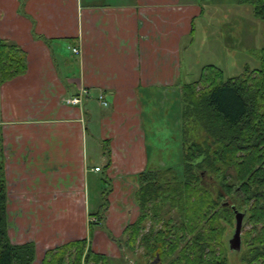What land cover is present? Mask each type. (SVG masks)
Here are the masks:
<instances>
[{
	"label": "crops",
	"instance_id": "obj_1",
	"mask_svg": "<svg viewBox=\"0 0 264 264\" xmlns=\"http://www.w3.org/2000/svg\"><path fill=\"white\" fill-rule=\"evenodd\" d=\"M196 2L0 0V40L18 44L28 58L25 75L0 84V140L9 203L13 192L26 193L27 209L36 211L34 224L27 225V243L36 244L37 259L56 246L89 239L87 222L80 229L57 223L50 231L37 210L70 209L73 217L79 208L87 214L89 177L99 168L91 165V156L98 144L104 159L105 141L111 152L112 166L105 170L110 195L119 184L113 175L136 178L149 167L145 112L150 105L156 115L148 123L161 120L167 103L168 111L182 112L187 84L181 55L206 14ZM82 90L91 95L82 106L66 103ZM100 94L111 100L107 108L113 111L99 113L97 106L106 108Z\"/></svg>",
	"mask_w": 264,
	"mask_h": 264
},
{
	"label": "trees",
	"instance_id": "obj_2",
	"mask_svg": "<svg viewBox=\"0 0 264 264\" xmlns=\"http://www.w3.org/2000/svg\"><path fill=\"white\" fill-rule=\"evenodd\" d=\"M244 2L252 3L255 17L264 20V0ZM27 70V52L14 42L0 40V84ZM181 102L184 127L199 124L205 139L189 142L184 129L182 174L169 167L148 168L136 176L138 218L122 238L109 231L110 240L120 248L123 264L151 259L164 264L175 254L178 257L169 264H230L222 249L223 238L238 211L246 213V222L253 226L245 238L242 235L241 260L264 264V48L260 69H246L236 78L225 80L221 69L205 67L198 81L184 86ZM109 149L105 141V170L112 166ZM206 178L213 187L203 184ZM110 193L111 187L103 193L99 210L89 213V239L47 250L41 264H115L91 245L96 228L105 222ZM8 208L6 158L0 146V264H35L36 244L11 240ZM174 213L180 221L173 220ZM148 221L150 227L142 233ZM139 249L144 251L143 260L132 257Z\"/></svg>",
	"mask_w": 264,
	"mask_h": 264
},
{
	"label": "rangeland",
	"instance_id": "obj_3",
	"mask_svg": "<svg viewBox=\"0 0 264 264\" xmlns=\"http://www.w3.org/2000/svg\"><path fill=\"white\" fill-rule=\"evenodd\" d=\"M244 1L245 0H197V5L200 3L205 6L206 14L197 24L195 36L185 41L186 46L181 55V64L183 81L186 84L198 81L203 69L207 66H215L221 69L224 73L225 80L241 76L245 73L246 69H260L261 53L264 48V20L255 17L252 3ZM212 20L213 22L217 20L218 23L213 24L211 23ZM219 20L224 22L223 25H219ZM108 104L111 105L110 99ZM169 107L170 104L167 103L162 111L169 113V119L166 118L164 112L161 114V120L157 123H148V117L156 115H151L150 105L147 106L148 110L147 113L145 112V116L147 115L146 126L149 133L151 154L148 168L157 170L160 168L167 169L173 167L175 170L177 169L178 174H182L180 164L182 158L181 146L185 135L183 132L184 129H187L186 137L189 142H202L206 135L204 129L199 124L194 125L195 127L191 125L184 127V124L181 123V114L179 115L175 112L177 107H175L173 111H168ZM97 110L99 113L102 111L107 113L113 111V108L112 106L108 108H100L97 106ZM91 165L94 167L97 165L102 169V172L97 171L91 173L89 177L86 206L87 214L85 215L83 212V214H80L81 209L79 208L73 210V217H71L70 209L37 210V217H42L43 220L45 219V221L48 222V229H50V231L53 230L52 228L55 227L54 225L57 223H59V225L61 224V226L63 225L62 227L74 225L79 229L82 227L83 223L86 222L89 226V221H92L89 213H96L99 210L103 203V193L111 187L104 182V179L107 178L105 174L106 159L103 157L102 147L99 146V144L95 151L93 149ZM117 171V173H120V169L117 168ZM112 178L114 182L118 180L119 184L117 185V191L108 196L110 206L106 215L109 217L111 223L109 222L106 224V222H104L103 225L96 228L91 245L95 251L109 256L114 260L115 264H123L120 248L113 243L107 235L110 231L114 237L122 238L126 228L133 224L138 218L139 209L135 202V193L138 189L136 184L137 180L131 175L125 177L120 174L118 176L113 175ZM203 184L212 186L207 178L203 181ZM211 191L215 193L216 184L214 188H211ZM11 196L15 197L14 201L9 203L10 205L8 208L11 240L14 244L27 243V239H29L27 236V225L34 224L35 218L32 215H34L36 211L27 209L26 193L20 192L19 194L13 192ZM18 196L20 197L19 199ZM166 210L167 208L164 209V213H166ZM174 217L173 220L175 222L181 220L176 213H174ZM235 225L236 220L229 226L225 225L226 230L223 238V243L225 244L222 245V249L230 264H244L241 260L240 252L231 251L229 248V241L234 236ZM149 227L150 222L148 221L142 233H145V231L147 232ZM159 227H161V225H159ZM252 228L253 226L249 225L245 218L242 229L244 238L247 232L252 230ZM63 235L66 237L70 236L69 233H64ZM75 237L77 238V236ZM143 256L144 251L139 249L136 252V256L132 257L135 260L138 258L143 260ZM177 257L178 254H175V256L169 258L164 264H169ZM133 258H131L132 261L134 260ZM41 260L42 257L38 258L35 264H40ZM143 262L145 264H156L159 261L157 262L151 259L149 261L143 260ZM143 262L142 264H144Z\"/></svg>",
	"mask_w": 264,
	"mask_h": 264
},
{
	"label": "water",
	"instance_id": "obj_4",
	"mask_svg": "<svg viewBox=\"0 0 264 264\" xmlns=\"http://www.w3.org/2000/svg\"><path fill=\"white\" fill-rule=\"evenodd\" d=\"M235 214H236L235 215V220H236L235 232H234V236L229 241V248L231 249V251L241 252L242 250V229H243L246 213L236 211Z\"/></svg>",
	"mask_w": 264,
	"mask_h": 264
},
{
	"label": "built area",
	"instance_id": "obj_5",
	"mask_svg": "<svg viewBox=\"0 0 264 264\" xmlns=\"http://www.w3.org/2000/svg\"><path fill=\"white\" fill-rule=\"evenodd\" d=\"M72 51L76 56L81 55V50L78 48H72ZM90 98H91L90 92L88 90H82L78 96L67 99L66 103L74 106H82L84 100ZM98 101L103 107H107L109 105L104 94H100L98 96ZM95 171H100V169L96 168Z\"/></svg>",
	"mask_w": 264,
	"mask_h": 264
}]
</instances>
